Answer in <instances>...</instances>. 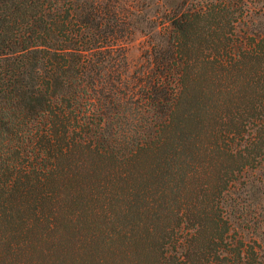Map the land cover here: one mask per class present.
<instances>
[{
    "label": "trees",
    "instance_id": "obj_1",
    "mask_svg": "<svg viewBox=\"0 0 264 264\" xmlns=\"http://www.w3.org/2000/svg\"><path fill=\"white\" fill-rule=\"evenodd\" d=\"M189 2L130 71L128 0H0V264H264V21Z\"/></svg>",
    "mask_w": 264,
    "mask_h": 264
},
{
    "label": "rangeland",
    "instance_id": "obj_2",
    "mask_svg": "<svg viewBox=\"0 0 264 264\" xmlns=\"http://www.w3.org/2000/svg\"><path fill=\"white\" fill-rule=\"evenodd\" d=\"M176 1L177 0H128L129 4L133 5L135 9L137 8L136 10H138V20L143 21L138 23V29H136L133 35L123 43L130 71L136 68V66L141 61V55L143 51L148 47V35L146 33L151 29L146 27V20L156 19V17L164 11V8H166L165 6L167 4H171ZM187 1H190L189 4L192 2L191 0ZM195 1L198 0H193L194 3ZM243 1H247L255 10V12H251L252 14L244 19L248 20L249 22L252 21L254 25L257 24V22L264 21V0ZM258 202H260V205L264 206V201ZM244 234L248 238L247 231H244Z\"/></svg>",
    "mask_w": 264,
    "mask_h": 264
}]
</instances>
